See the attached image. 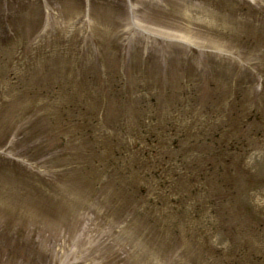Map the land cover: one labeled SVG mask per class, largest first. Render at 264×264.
<instances>
[{"label":"rangeland","instance_id":"374dc122","mask_svg":"<svg viewBox=\"0 0 264 264\" xmlns=\"http://www.w3.org/2000/svg\"><path fill=\"white\" fill-rule=\"evenodd\" d=\"M0 0V264H264V0Z\"/></svg>","mask_w":264,"mask_h":264}]
</instances>
